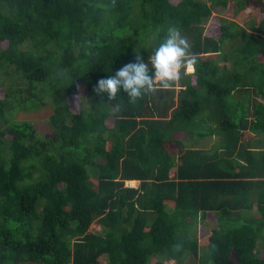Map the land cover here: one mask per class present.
<instances>
[{
    "label": "trees",
    "instance_id": "1",
    "mask_svg": "<svg viewBox=\"0 0 264 264\" xmlns=\"http://www.w3.org/2000/svg\"><path fill=\"white\" fill-rule=\"evenodd\" d=\"M169 26L194 72L95 91ZM0 92V264H264V0H0Z\"/></svg>",
    "mask_w": 264,
    "mask_h": 264
},
{
    "label": "clouds",
    "instance_id": "2",
    "mask_svg": "<svg viewBox=\"0 0 264 264\" xmlns=\"http://www.w3.org/2000/svg\"><path fill=\"white\" fill-rule=\"evenodd\" d=\"M134 56V62L123 65L114 75L99 79L95 91L105 94L108 100L115 99L123 92L129 100L135 101L154 91L157 85L161 88L172 87L181 79L183 69L187 68L192 73L197 64V54L190 50L189 41L175 26L168 27L166 36L147 61L139 49L134 51Z\"/></svg>",
    "mask_w": 264,
    "mask_h": 264
},
{
    "label": "rangeland",
    "instance_id": "3",
    "mask_svg": "<svg viewBox=\"0 0 264 264\" xmlns=\"http://www.w3.org/2000/svg\"><path fill=\"white\" fill-rule=\"evenodd\" d=\"M231 13L232 14L234 13V9H233V11L229 10V9H227L225 11H223V10L215 11L216 15H222V16L228 18V19H235L241 25H246V23H249L251 20L259 21L260 15H262L261 14L262 12H261L260 8L259 9H254V10L247 9L245 11L244 15H241V16H239L237 18L234 17ZM218 27H219L218 24L216 25L215 22H213L211 24V26H208V25L206 26V30L208 29L210 33H218V31H217ZM189 72H191V71H189ZM82 98L84 100L86 98L83 93H82ZM80 101L82 102V100H80ZM78 104H79V100H75L73 102V108L77 109L78 108ZM49 114H50L49 111L48 112L44 111L43 113L37 114V115H33L32 114V115H27V116H20L18 119L28 118V119L32 120L34 122V124L36 126V129L38 130L39 134L50 136L52 134V130H51V127L49 125V121L47 120ZM107 124H108L109 127H111L113 125V123L111 121H108ZM214 136H215V138L213 137L214 143L216 141L217 144H220V142L217 140L216 135H214ZM178 137L182 138V135L179 134ZM190 145H191V143H189V146ZM133 185L136 186L137 182H133ZM255 212H259V208L258 207L255 208ZM213 228H216V224L212 220L211 224H210V227H208L207 229L202 230V232L205 233V234L200 239H201V247H202V249L204 251H205V249L207 247L208 239L210 237V232H211V230ZM197 233H198V229H197ZM104 259H102V261L105 263L106 261H104Z\"/></svg>",
    "mask_w": 264,
    "mask_h": 264
},
{
    "label": "crops",
    "instance_id": "4",
    "mask_svg": "<svg viewBox=\"0 0 264 264\" xmlns=\"http://www.w3.org/2000/svg\"><path fill=\"white\" fill-rule=\"evenodd\" d=\"M215 138V137H214ZM211 142V141H210ZM209 142V143H210ZM214 142V141H213ZM211 144V143H210ZM213 145H207L206 149H210ZM201 148V147H200ZM255 208L253 207L250 212L255 213ZM199 217H204L205 219H203L200 223H198V239L199 242L201 243V237L204 236L205 233L202 232V230L207 229L208 227H210L211 221L213 220V222L216 224L217 227V221H216V215H215V211L210 210L207 211L205 214H200ZM256 218L259 217V215H255ZM214 229V228H213ZM212 232V230H211ZM210 232V234H211Z\"/></svg>",
    "mask_w": 264,
    "mask_h": 264
},
{
    "label": "built area",
    "instance_id": "5",
    "mask_svg": "<svg viewBox=\"0 0 264 264\" xmlns=\"http://www.w3.org/2000/svg\"><path fill=\"white\" fill-rule=\"evenodd\" d=\"M127 186H134L132 182H127Z\"/></svg>",
    "mask_w": 264,
    "mask_h": 264
}]
</instances>
